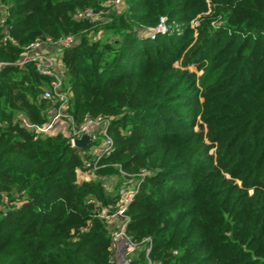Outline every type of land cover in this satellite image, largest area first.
I'll use <instances>...</instances> for the list:
<instances>
[{"label": "trees", "instance_id": "16d2710c", "mask_svg": "<svg viewBox=\"0 0 264 264\" xmlns=\"http://www.w3.org/2000/svg\"><path fill=\"white\" fill-rule=\"evenodd\" d=\"M112 1L5 0L15 43L0 27V264H116L100 210L121 196L76 181L88 146L19 121H46L51 78L11 63L67 35L78 42L61 58L66 111L112 118L97 176L143 174L126 234L149 237L157 264H264V0H123L119 12L103 7ZM85 9L100 18L76 17ZM162 17L168 31L144 36ZM145 262L143 247L128 264Z\"/></svg>", "mask_w": 264, "mask_h": 264}, {"label": "built area", "instance_id": "2783aa9c", "mask_svg": "<svg viewBox=\"0 0 264 264\" xmlns=\"http://www.w3.org/2000/svg\"><path fill=\"white\" fill-rule=\"evenodd\" d=\"M115 3L121 6L123 5V0H116ZM8 6L9 4L0 5V27L2 29L3 40L15 43V40L9 35L10 26L5 25L8 16ZM82 16L88 17L92 21L100 18L98 14L90 9L77 12L76 17ZM168 29L169 26L167 25L166 19L162 17L155 27L149 28L148 31L144 32V36L154 39L159 34H165ZM95 38L96 37L93 36V39ZM77 42L78 37L74 35H67L56 40L52 39L50 36L41 37L26 45L21 56L11 63L17 67H23L26 63L32 62L40 74L51 78L48 87L43 89L38 97L40 100L44 99L50 102V106L46 110V121L40 126L32 125L26 116H21L19 121L23 127L29 130L30 128H34V131L37 133H49L62 121L65 127L64 130L67 132L63 134L72 147H74V138H78L84 133L89 134L91 142L86 145L88 148L84 153L85 160L83 166L85 168H97L101 158L112 152L114 148L113 139L109 134L112 118L103 115L93 117L86 116L81 123H76L73 117L66 111L70 100V91L65 82L67 76L61 58L63 50L76 45ZM7 64L8 62L0 61V69ZM139 175L140 177L143 176L142 173ZM140 181L141 178L135 182L136 188L134 191L126 193L125 197L121 198L118 207L114 209L113 213L118 222L113 231L111 239L112 246L117 248L116 254L119 259H121L123 255L133 252L135 247H137L138 250L144 247L146 257V262L144 264H157L149 257L151 248V239L149 237H146L141 242H136L126 234V227L129 222L126 209L132 202L139 188ZM108 208L111 209L109 206ZM113 260L115 261V258ZM129 262L130 259L128 263Z\"/></svg>", "mask_w": 264, "mask_h": 264}, {"label": "rangeland", "instance_id": "374dc122", "mask_svg": "<svg viewBox=\"0 0 264 264\" xmlns=\"http://www.w3.org/2000/svg\"><path fill=\"white\" fill-rule=\"evenodd\" d=\"M115 1H112L111 3L108 2V3L104 4L103 7L106 8V6H108V7L112 8L110 10H113L115 12L123 11L125 9V5L120 6L119 5L120 2L118 5H116ZM7 4H9V3H6L5 0H0V5H7ZM207 13H204V14H207ZM198 16L191 20L190 26L194 30L193 36H196V32H197V28H195V26L198 25V21H199ZM171 26L176 27V26H178V24L176 22H172ZM143 35H145V34H143ZM174 66L179 67L181 69H186L190 72H194L197 77L200 76L203 72L201 69H197L196 65L194 63L184 65L181 63V60L175 62ZM64 128H65L64 123L61 121L49 133L40 132V134L41 135H44V134L53 135V134H56L58 132L67 133L66 130H64ZM97 169H98V167L97 168L96 167H86L85 168L84 166H83V168H78L76 181L78 183H82V182H87V181H91V180L99 178L103 182V187L108 192H110L112 195H118L119 197L121 196V198L122 197L124 198L126 193H128V192L131 193L132 191H134V189L136 188L135 182L138 181V179L140 177V175H139V177L133 176V175L128 176L122 170H120L119 175H112V176H108V177H99L96 174ZM119 178L121 179V181H119ZM113 212H114V210H112V209L110 210L106 206L101 207V210H100V216L105 219L108 230H111V234H112L111 239L113 236V231H114L115 225L118 222V220L116 219V216L114 215ZM136 248L137 247H135L133 252L123 255L122 258L119 259L118 255L116 254L117 248L112 246V241H111L112 257H113V259L115 258L116 264H128L129 259L131 260L138 253V248L137 249Z\"/></svg>", "mask_w": 264, "mask_h": 264}, {"label": "water", "instance_id": "95a60500", "mask_svg": "<svg viewBox=\"0 0 264 264\" xmlns=\"http://www.w3.org/2000/svg\"><path fill=\"white\" fill-rule=\"evenodd\" d=\"M30 131H34V128H30ZM90 142H91L90 135L84 133L80 137L73 139V146L81 149Z\"/></svg>", "mask_w": 264, "mask_h": 264}]
</instances>
